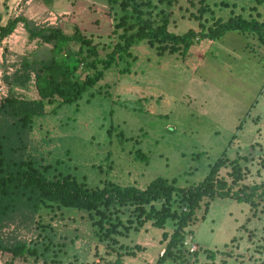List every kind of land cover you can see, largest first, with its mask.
Returning <instances> with one entry per match:
<instances>
[{"label":"rangeland","instance_id":"1","mask_svg":"<svg viewBox=\"0 0 264 264\" xmlns=\"http://www.w3.org/2000/svg\"><path fill=\"white\" fill-rule=\"evenodd\" d=\"M150 1L153 7L147 14L154 21L167 17L170 31L180 34L188 28L197 30L191 17L199 0ZM22 2L19 0L18 4ZM202 4L208 8L201 18L204 25L214 17L225 19L236 13L246 17L254 14V9L264 21V0H203ZM31 6L40 11L35 19L40 21L38 24L52 21L53 26H60L68 34L76 26L100 43L110 42L106 35L115 20L114 9L110 10L105 0H54L50 7L41 0H32ZM48 8L68 12L57 15ZM21 35L14 32L0 42V86L7 95L34 98L32 72L24 85L11 78L21 56L35 50L38 55L42 53L35 40L24 39L14 49L13 40ZM232 36L241 38L235 31L226 32L215 41L213 54L208 52L196 68L193 60L189 62L190 56L182 59L167 53L158 55L145 43H138L131 48L136 59L130 62L129 73L117 71L126 64L120 62L106 69L103 78L86 89L75 103L63 104L54 112L46 105V127L42 129L45 138L39 145L44 147L42 159L51 164L46 176L69 173L90 187L109 179L140 188L160 176L175 178L177 185L186 186L199 182L208 166L224 152L228 160L238 158L244 170L240 183H263L264 61L259 64L261 67L251 65L245 52L241 59L233 60L241 46ZM75 46L71 44L72 49ZM231 46L239 52L232 54ZM3 75L8 76V82L2 79ZM255 115H259L257 124L252 121ZM239 123L240 128L236 129ZM52 145L55 147L49 148ZM135 151H139V157ZM27 152L30 154L29 148ZM228 168H221L219 175L226 177ZM255 200L253 213L245 202L202 198L194 219L184 229L183 261L166 259L162 264H264V195ZM205 202L208 206L204 212ZM172 223L167 219L163 228H156L147 221L138 230L118 236L123 244L140 246L134 257L123 260L152 264L163 251L165 240L161 233L169 234ZM42 224L50 227L51 231H46L53 242L51 249L61 260L55 264H98L113 257V252L106 253L105 243L93 235L84 211L18 212L2 224L0 236L8 244H40L44 239ZM204 249L214 252L212 258L206 256ZM42 260L11 258L0 252V264H52Z\"/></svg>","mask_w":264,"mask_h":264},{"label":"trees","instance_id":"2","mask_svg":"<svg viewBox=\"0 0 264 264\" xmlns=\"http://www.w3.org/2000/svg\"><path fill=\"white\" fill-rule=\"evenodd\" d=\"M41 1L48 7L54 3V0ZM105 1L110 10L114 9L115 20L106 35L110 42L100 43L76 26L68 34L60 26L34 24L21 15L9 17L0 25V42L20 22L27 39H35L42 48L40 55L35 50L21 56L11 76L14 83L24 85L32 72L36 97L8 94L0 99V227L18 212L38 214L42 209L84 211L97 241L105 243L106 253L113 252L111 259L98 264H125L123 258L134 257L140 246L123 244L117 237L126 236L129 230H138L147 221L156 228H163L170 219L172 229L169 234L162 231L163 251L152 264H162L166 259L183 261L184 229L194 219L202 198L206 201L218 197L245 202L254 213L255 197L264 195V182L240 183L244 170L237 157L228 160L223 152L208 166L206 175L191 185L179 186L175 178L157 176L141 188L120 185L109 179H104L100 186L90 187L69 173L46 176L51 164L42 163L41 159L28 154V133L34 118L45 113L46 105H50V112H54L63 104L75 103L86 89L103 78L109 67L126 62L116 69L119 73H129L130 62L136 59L131 48L138 43H145L158 55L167 53L184 59L189 56L190 47L199 41L217 40L226 32L235 31L251 35L258 46L264 48V23L257 19V14L244 17L236 13L225 19L214 17L204 25L201 18L208 8L202 4L203 0H199L191 17L196 21L197 30L188 28L176 34L168 29L167 17L159 21L149 17L147 12L153 7L150 0ZM115 14L118 15L115 17ZM72 43L76 44L75 49L71 48ZM2 79L8 82V76L3 75ZM103 85L108 87L106 83ZM104 94H108L107 89ZM239 128L240 123L236 126ZM135 155L139 157V151H135ZM239 158L247 159L246 156ZM224 167H229L225 173L229 180L219 175V170ZM156 202L158 206H155ZM207 206L205 202L204 212ZM40 226L44 232L42 243L29 246L23 241H14L8 244L0 236V252L11 258H31L35 262L41 258L43 263H61L51 249L53 242L46 231H51L50 227L47 224ZM203 251L212 258L213 251Z\"/></svg>","mask_w":264,"mask_h":264},{"label":"crops","instance_id":"3","mask_svg":"<svg viewBox=\"0 0 264 264\" xmlns=\"http://www.w3.org/2000/svg\"><path fill=\"white\" fill-rule=\"evenodd\" d=\"M18 1L19 0H0V25H3L9 17L17 16V15H21V16L25 17L26 19L32 21L34 24H38L40 21L38 22L35 19L38 18L40 11L35 10L31 6L32 0H23V2L19 3V4H18ZM48 10L54 14H57V15L60 14V12L65 13L67 11V10H62V11L58 12L57 10H54V9L50 10V8H48ZM252 12H254V14H252V16H255L257 14L258 15L257 19L264 23V21L261 20V17L259 15V12H257V10L254 9V10H252ZM44 24L45 25H52V24H55V22L48 21V22H45ZM14 32H18L19 35L22 34L19 37H15V39L13 40L12 44H13L14 49H16V47H18V46H21L24 39H26L27 41H30V42L33 41V40L27 39L26 32L23 29V26L20 22H18L16 24L15 28L13 29V31L8 36L9 37L12 36V34H14ZM239 35H241L240 40H236V38H234V36H232L233 41L234 42L238 41V44H240V46H241L240 52L236 51L231 46V50L233 52L232 54L239 52V53H236V55L232 57L233 60H236V58L241 59L243 53L245 52L246 60L252 61V62H250L251 65L255 64L256 66L259 67L261 65L260 63L262 61H264V48L262 49V47L258 46L255 39L251 35H242V34H239ZM215 41L216 40L203 39L196 44V47H197V48L195 47L196 49L193 47L189 49V53H190L189 56H190V58L192 57L189 60V62L190 61L192 62V60H193V64H195V66H194L195 68L197 65H199L203 61V59L206 57V54L208 52L213 54V51L211 50V48L213 47V45H215ZM192 52L195 54L192 55L191 54ZM236 65L237 64H235V63L232 64V66H234V67H236ZM35 97H36V95L34 96V98ZM258 118H259V115H255L252 121H254L255 124H257ZM45 119H46L45 114H43L41 116H37L34 118L32 127L28 133L27 151L29 148L30 149V155L34 156L37 159H41L42 163H49L48 161H45L42 159V156L40 153L44 147L41 148V146H39L44 142V138H45V135L42 134V132H43L42 129H45V127H46L45 122H44ZM256 129H258V128H256ZM55 145H52L49 148H54ZM137 262H138V260H130L129 262L124 261L125 264H136Z\"/></svg>","mask_w":264,"mask_h":264},{"label":"built area","instance_id":"4","mask_svg":"<svg viewBox=\"0 0 264 264\" xmlns=\"http://www.w3.org/2000/svg\"><path fill=\"white\" fill-rule=\"evenodd\" d=\"M54 18H55V16L53 17V19ZM30 82L34 85V78H33V74L32 73H31V76H30ZM6 93H7L6 89L3 88V86H0V99L6 97L7 96Z\"/></svg>","mask_w":264,"mask_h":264}]
</instances>
